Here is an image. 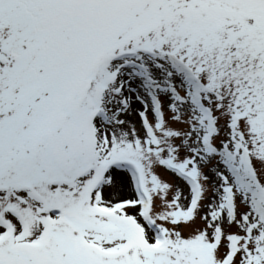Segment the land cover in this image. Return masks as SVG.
<instances>
[{
    "label": "snow or ice",
    "instance_id": "6c2138e0",
    "mask_svg": "<svg viewBox=\"0 0 264 264\" xmlns=\"http://www.w3.org/2000/svg\"><path fill=\"white\" fill-rule=\"evenodd\" d=\"M0 264H264V0H0Z\"/></svg>",
    "mask_w": 264,
    "mask_h": 264
}]
</instances>
